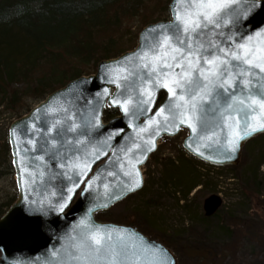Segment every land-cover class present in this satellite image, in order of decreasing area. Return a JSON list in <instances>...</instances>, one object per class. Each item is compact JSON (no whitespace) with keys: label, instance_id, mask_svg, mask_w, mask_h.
<instances>
[{"label":"snow or ice","instance_id":"obj_1","mask_svg":"<svg viewBox=\"0 0 264 264\" xmlns=\"http://www.w3.org/2000/svg\"><path fill=\"white\" fill-rule=\"evenodd\" d=\"M256 9L264 12V0H175L172 22L146 29L138 51L106 68L108 83L127 91L126 96L112 98L110 106L119 107L129 118L128 127L134 132L131 147L113 149V142L125 135L124 128L115 126L102 141L93 142V133L103 127L96 109L82 123L61 109L64 119L52 120L46 130L35 123L29 127L26 144L32 147L25 151L37 150V140L32 138L37 133L45 137L50 145L45 153L51 152V158L60 161L61 171L54 175L67 181L56 201L49 203L51 209L64 213L78 189L82 194L93 190L101 176L88 173L109 155L108 149H113L109 163L118 165L119 171L107 175L126 178L118 179L116 185L103 184V201L78 221L62 251L53 250L54 264H171L164 249L128 228L97 225L92 214L142 187L137 166L156 149L161 132L173 129L169 134H174L187 126L200 141L209 142L205 148L215 145L229 159L241 141L264 133V28L245 31ZM113 72L118 74L113 76ZM161 89L167 91L169 100L157 108ZM104 95L110 96L108 88ZM43 111L55 115L49 107ZM141 117L143 125L136 123ZM69 133L74 134L72 139ZM11 135L16 143V128ZM16 155L19 160L13 162L22 174L32 175L19 149ZM35 159L43 161L44 156Z\"/></svg>","mask_w":264,"mask_h":264},{"label":"rangeland","instance_id":"obj_2","mask_svg":"<svg viewBox=\"0 0 264 264\" xmlns=\"http://www.w3.org/2000/svg\"><path fill=\"white\" fill-rule=\"evenodd\" d=\"M166 1L146 0L143 10L128 21L129 26L123 35L118 36V41L131 40L136 33L135 25H141L143 20L166 19ZM93 70L91 66L82 74ZM26 101L30 106L38 102L30 98ZM21 115L14 118L9 111L0 112L2 145H5V132L10 120ZM186 133L182 130L177 136L161 139L157 151L151 154L142 168L143 188L102 212L101 219L137 226L142 233L170 246L178 255L179 264H196L197 259L191 252L198 249L204 257L209 250L218 254V258L213 260L215 264H264V223L254 216V213L261 215L262 212L252 207L254 202L250 199L253 197L261 206L264 205V138L245 146L235 171L229 166L203 164L188 155L182 148ZM5 154L8 163L9 157ZM182 162L187 168L196 169L203 181L191 191L187 189L188 181L178 179ZM257 165L259 170L254 169ZM5 166L0 165V205L12 202L17 194L15 177L11 172L6 173ZM212 194L219 195L223 202L218 213L207 218L203 203ZM238 223L241 227L236 229Z\"/></svg>","mask_w":264,"mask_h":264},{"label":"water","instance_id":"obj_3","mask_svg":"<svg viewBox=\"0 0 264 264\" xmlns=\"http://www.w3.org/2000/svg\"><path fill=\"white\" fill-rule=\"evenodd\" d=\"M174 3L175 0H172L169 4L171 19L159 20L156 23L146 25L140 33L138 44L134 49L127 50L114 59H104L103 61H100L95 75L89 77L82 76L81 78L73 80L67 86L61 88V90L52 93L48 99H45V101L40 102V104L31 108L28 113L21 115L18 119L12 122L8 134L11 154L13 156L12 166H14L15 170L18 197L12 203V206L9 207L0 217V264H54L51 255L53 250L59 249L62 251L63 247L67 246L69 243L68 236L74 234L73 228L78 221L88 214L89 208L95 207L96 203L103 201V184L111 183L116 185L118 179H126L122 175L118 177H109L107 173L109 171H119L118 165L109 163V160L112 159L111 151L121 147H131L130 138L134 136V132L132 128L128 127L129 118L124 116L119 107H117L119 108V114L109 120L106 124L103 123L102 117L105 105L116 108V106H110V100L117 95L126 96L127 91L117 88L114 83H108L104 73L107 67L117 65L118 61H121L126 56H131L134 52L140 49L143 34L146 29L152 26L172 22ZM249 19H251L252 23L247 24L245 31H251L253 28H256L257 30H259V28H264V12H260L259 9H256L249 16ZM117 74V72L111 73L113 76ZM113 87L115 90L112 92L111 90ZM105 88H108L110 93V96L107 98L104 95ZM161 91L165 93L166 98L159 104V107L168 103L169 100L167 91L161 89L158 91V94ZM46 107L53 109L55 115H46L43 111ZM37 109H41V111L37 112ZM61 109H67V115L73 116L77 123H82L86 117H89L92 114L93 109L98 111L103 127L93 133V142L102 141L110 131L114 130L113 126L125 129V135L123 138H118V143L113 142V149H108L109 155L103 157L100 160L101 162L98 161L101 164L98 165L97 169L91 176L89 175L98 162L92 166L91 172L88 173L89 177L99 173L101 180L93 186L92 191L83 194L80 191L78 195L79 197L75 203L73 205H71V203L69 207L65 209L64 213H59L57 210H53L49 207V203H54L56 197L61 194V190L65 188L67 181L64 180L63 177H56L54 175L61 171L58 167L60 161L53 160L51 158V152H48L47 154L45 153L44 149L46 147L50 148V145L46 143V138L37 133L35 137H32L37 140V150L25 151L26 147L28 149H31L32 147L31 145L26 144V141L29 138V127L35 123L38 128L46 130L52 120L64 119L66 114L61 111ZM154 111L155 110L153 109V113ZM144 121L145 118L141 117L136 123L143 125ZM13 128H16L18 132L16 143L12 142L13 138L11 132ZM182 128L187 129V135L183 140L182 147L193 157L214 166H238L242 158L241 153L245 143L251 138L264 134L257 133L241 141L239 150L232 155L231 159L224 155L223 150L218 149L215 145L209 144V147L205 148L204 144L209 142L200 141L187 126H181L179 131H175L174 134H169L174 131L173 129H170L169 133L161 132L156 138V146L158 141L161 140V137L176 136L182 131ZM53 135H56V133L54 132ZM73 135L74 134L69 133L68 138L72 139ZM189 144H191V147H189ZM18 149L21 156L24 157V167L27 168L32 175H28L27 173L22 174L21 168L18 164L13 162L14 160H19V157L16 155ZM156 150L157 149L154 151ZM61 151L63 152L64 149H61ZM201 151L204 152L203 156L198 154V152ZM152 152L147 153V159ZM137 155H139V153H137ZM37 156H44V160H36L35 157ZM147 159H144L143 163L137 166L142 180L143 175L140 170L147 162ZM45 165H47V167H45ZM41 172H43V175L40 174ZM25 181H27V183H25ZM143 185L144 182L142 187ZM81 187L84 186L81 185ZM142 187L138 188L135 192L139 191ZM53 192H55L56 196L52 195ZM131 193L134 192H128L122 199L131 195ZM75 198L76 195L74 196L73 201ZM204 201L203 210L207 217L214 215L222 204L221 198L216 195H210ZM117 202H120V200L112 202L108 208H102L95 211L92 214L93 222L97 225L128 228L143 237L145 241L164 249L171 264H178V257H176L170 248L163 246L156 239L153 240L148 236H143L135 226L131 227L112 222L107 223L96 221L94 216L97 212L109 210L110 207Z\"/></svg>","mask_w":264,"mask_h":264},{"label":"trees","instance_id":"obj_4","mask_svg":"<svg viewBox=\"0 0 264 264\" xmlns=\"http://www.w3.org/2000/svg\"><path fill=\"white\" fill-rule=\"evenodd\" d=\"M145 1L0 0V112L9 111L15 118L22 109H29L30 103L26 101L29 98L40 100L54 88L88 72L91 66L96 67L99 60L132 48L137 30L153 20L135 25L136 33L129 41L119 42L118 36L140 14ZM163 97L160 94L159 101ZM117 113V108L106 109L104 119ZM259 138L264 135L248 141L247 145ZM5 152L10 160L6 143L0 149V165H6L8 174L12 167L5 160ZM259 168L254 166L256 170ZM181 170L178 179L188 181V191L202 184L196 169L187 168L182 162ZM250 199L254 202L252 207L264 216V205L253 197ZM11 203L0 205V216ZM261 215L254 213L264 223ZM235 227L239 229L241 225ZM200 252V249L191 252L196 264H215L213 260L219 256L209 250L204 257Z\"/></svg>","mask_w":264,"mask_h":264},{"label":"bare ground","instance_id":"obj_5","mask_svg":"<svg viewBox=\"0 0 264 264\" xmlns=\"http://www.w3.org/2000/svg\"><path fill=\"white\" fill-rule=\"evenodd\" d=\"M104 59L107 60V58H103L102 60H99V61H103ZM97 70H98V68L97 67L96 68L94 67V70L93 71H90V73H88V74H85V76H93V74H96ZM28 110L27 109H22L20 112L22 114H25V113H28L29 112Z\"/></svg>","mask_w":264,"mask_h":264}]
</instances>
